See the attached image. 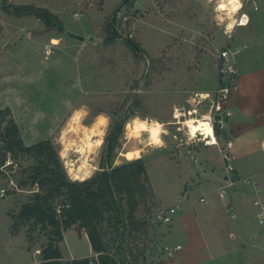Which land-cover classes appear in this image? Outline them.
I'll use <instances>...</instances> for the list:
<instances>
[{
    "label": "rangeland",
    "instance_id": "rangeland-1",
    "mask_svg": "<svg viewBox=\"0 0 264 264\" xmlns=\"http://www.w3.org/2000/svg\"><path fill=\"white\" fill-rule=\"evenodd\" d=\"M250 5L246 0L245 8ZM19 6L47 9L58 20L49 26L33 13L17 16L12 11ZM76 12L80 13L79 19L73 18ZM249 13L257 19L264 15L262 9H249ZM214 15L205 0H0V108L11 109L26 144L53 139L49 128L56 127L58 134L62 120L56 117L59 114L66 118L68 114L64 100H71L75 107L87 104L91 110L88 122L101 111L112 116L99 167L103 166L102 157L110 139L115 145L112 163L117 165V158L125 162L119 156L121 150H127L122 149L121 135L131 116H151L166 123L169 135L164 139L168 147L142 154L149 182L136 210V219L141 223L136 242L141 250L165 240L164 228L153 222L156 211L161 206L181 204L179 201L183 205L187 190H194L195 195L199 192L195 166L204 145L193 147L196 159H190L187 146L180 144L183 135L174 139L175 127L168 122L172 121L173 105L181 106L196 93L217 88L218 50L226 45L240 48L241 29L230 39L225 37ZM71 33L86 39H75ZM257 33L264 42V25ZM110 36L113 41L107 43ZM52 38L61 43L47 56L45 46ZM246 51L240 48L237 67L245 68L241 58ZM37 113L45 116L33 124ZM208 155L222 167L216 147L210 148ZM253 155L264 170V152L259 149ZM33 162L27 156L19 161L21 167ZM3 172L7 175L0 173V188H7L8 194L0 200V264H36L42 261L36 251L48 243L49 233L32 227L31 222L19 223L17 228L12 225L22 205L33 199L37 187L19 189L9 182L13 179L16 184L18 170L6 168ZM260 184L264 191V182ZM222 211L220 216L229 231L234 223L232 212L225 208ZM253 213V207L247 208L244 221L259 234ZM73 229L59 243L64 261L88 256L92 250L86 232L77 226Z\"/></svg>",
    "mask_w": 264,
    "mask_h": 264
},
{
    "label": "trees",
    "instance_id": "trees-1",
    "mask_svg": "<svg viewBox=\"0 0 264 264\" xmlns=\"http://www.w3.org/2000/svg\"><path fill=\"white\" fill-rule=\"evenodd\" d=\"M12 12L17 16L36 14L49 26L58 20L49 10L33 6H19ZM112 41L110 36L106 42ZM0 142V167L11 153L13 165L8 168L20 173L17 187H37L33 199L24 203L14 217L12 228L31 222L32 227L49 233V241L40 251V264H118L119 259L126 260L128 256L138 264L152 256L153 252L147 255L148 250H141L136 242L141 227L136 210L140 195L148 191L146 183L149 182L143 158L113 164L115 145L110 139L102 157V171L82 184L69 182L57 158L53 139L26 144L10 108H0ZM23 156L33 158L34 162L21 167L19 161ZM0 173L6 176L3 171ZM75 226L86 232L97 258L62 259L59 243L64 241L65 232Z\"/></svg>",
    "mask_w": 264,
    "mask_h": 264
},
{
    "label": "crops",
    "instance_id": "crops-1",
    "mask_svg": "<svg viewBox=\"0 0 264 264\" xmlns=\"http://www.w3.org/2000/svg\"><path fill=\"white\" fill-rule=\"evenodd\" d=\"M254 1L259 10L264 11V0ZM249 9L259 11L251 5L244 8L251 17L250 23L243 28L237 27L233 32L241 29V44L238 47L247 51L245 57L241 58L245 68L238 66L239 75L229 103L233 116L227 132L235 141L240 176H252L260 184L264 182V170L253 154L261 149L260 143L264 140V42L260 33H257V29L264 25V15L257 19L249 13ZM247 28L251 30L246 31ZM215 147L219 152L217 146L205 145L199 152L200 158L195 166V187L199 190L197 195L194 190H187L184 194L187 200L183 205L182 201H179L181 204L171 205H178V209L170 227L169 238L173 243L183 244V249L163 264H264V242L260 228L259 234L252 232L244 221L247 208L253 207V218L257 222L254 199L258 195L264 197V191L261 184L258 193L253 186L239 183L224 198L220 197L223 165L218 167L208 155L209 149ZM215 168L220 170L216 171ZM201 197H205L207 202H201ZM224 208L226 212H232L234 220L229 231L220 216ZM71 230L75 229L68 231ZM93 255L92 249L88 256L70 257L69 260Z\"/></svg>",
    "mask_w": 264,
    "mask_h": 264
},
{
    "label": "clouds",
    "instance_id": "clouds-1",
    "mask_svg": "<svg viewBox=\"0 0 264 264\" xmlns=\"http://www.w3.org/2000/svg\"><path fill=\"white\" fill-rule=\"evenodd\" d=\"M205 3L212 7L217 27H220L224 36L229 39L237 27L243 28L250 23L251 17L247 12L243 11L246 0H205ZM253 7L259 10V6L255 3H253ZM73 18L78 19L79 13H76ZM60 43V39L52 38L50 45L45 46V54L50 56L52 47L59 46ZM210 97L211 93L199 92L196 93L195 97L190 98L188 102L200 104L205 100H210ZM62 103L68 114L66 118L58 114L56 119L62 120L58 134L56 127L49 128L48 134L53 137V147L57 149V158L68 181L82 184L92 179L98 171H102L99 167V160L109 135L113 118L109 113L101 111L88 122L91 110L87 104L75 107L71 100H64ZM195 112H197V108H193L188 115L191 116ZM182 115L184 113L181 108L173 105V119L180 122ZM44 116V113L35 114L32 123H39ZM212 120L211 112L204 114L199 120L185 119L182 121V127L178 131H183L184 128L187 129L184 133L187 137L185 141L187 144L198 142L197 132H200L204 136L206 146L217 145ZM168 135L169 130L165 122L151 116L141 117V115L135 114L123 125L121 135L122 149L127 150H121L119 156L123 157L124 161L132 162L142 159L143 155H148L150 151L166 149L168 145L164 137ZM0 146H2V142H0ZM231 147L232 145L229 144V148ZM260 147L261 150H264V141L261 142ZM8 157L5 164L0 167V171H4L13 165V161L10 158L11 153H8ZM115 163L119 165L122 161L117 158ZM9 182L13 186L15 185V181L10 179ZM256 203L257 205L260 204L259 201ZM257 219L264 223V210L257 215ZM39 254L40 250L37 249L36 255L38 256ZM36 264H40V262L37 261Z\"/></svg>",
    "mask_w": 264,
    "mask_h": 264
},
{
    "label": "built area",
    "instance_id": "built-area-1",
    "mask_svg": "<svg viewBox=\"0 0 264 264\" xmlns=\"http://www.w3.org/2000/svg\"><path fill=\"white\" fill-rule=\"evenodd\" d=\"M249 1L251 6H253V3L257 5V3L254 0H249ZM79 18H80V13H79ZM124 19L125 21L129 20V16H126ZM131 36L133 35L131 34ZM238 52H239L238 49H233L230 47V45H226L225 47L218 50L216 56L218 60L220 82L217 88L213 92H208L211 93L210 100H205L200 104L189 103L188 100L186 104L177 106L180 107L182 112L184 113V115L180 117V122L174 120L173 117H172V121L168 122V124L173 125L176 130V132L172 135L173 138L177 140L179 139V135L182 134L183 136L180 138L181 141L180 144L187 146L188 156L190 159H196V154L193 151V147L198 146L199 144L205 145L204 136L200 132H197L198 142L187 144L185 143L187 137L184 134L187 131V129L184 128L183 131H178V129L182 127V121H184L185 119L199 120L204 114L211 112L213 118L212 123L214 127L215 136L217 139V145H209V146L218 147L221 159L223 161V169H224L223 185L219 188V195L222 198H224L228 194L230 189L235 188L236 185L239 183H243L244 185L247 186H253L256 189V191L260 193L259 192L260 184L254 177L240 176L237 168L238 156L235 151V147H236L235 141L230 137V135L227 132L229 121L233 116V111L230 108L229 103L232 98V93L239 75V70L237 67V58H236ZM196 99H198V97H196ZM193 108H197V112L189 116L188 113H190ZM226 135L228 136L226 137ZM224 138L226 139L223 140ZM229 144L232 145L231 148H229ZM262 151L264 152V150ZM11 180L14 181L13 179ZM7 194H8L7 188L5 187L0 188V200L6 197ZM200 201L207 202V199L205 197H201ZM257 201L260 202L259 205H257L256 203ZM254 205L257 208L256 221L260 228L264 242V223H261L257 219V215L262 210H264V197L258 195L254 199ZM177 209H178V205L170 206V207L161 206L156 211L153 222L158 223L164 228L165 240L159 243H153L147 252V255L153 252V254H151L152 256H150L147 261L145 262L141 261L138 264H163L165 261L176 257L182 251L183 244L173 243L169 238L170 227L174 220V216L177 212ZM95 257L97 258L98 254H95ZM118 264H135V263L133 258L131 256H128L126 260L119 259Z\"/></svg>",
    "mask_w": 264,
    "mask_h": 264
},
{
    "label": "water",
    "instance_id": "water-1",
    "mask_svg": "<svg viewBox=\"0 0 264 264\" xmlns=\"http://www.w3.org/2000/svg\"><path fill=\"white\" fill-rule=\"evenodd\" d=\"M70 36L75 38V39L82 40V41L86 39L85 36L80 35V34H75V33H71Z\"/></svg>",
    "mask_w": 264,
    "mask_h": 264
}]
</instances>
